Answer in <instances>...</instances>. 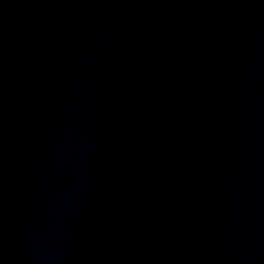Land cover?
<instances>
[{
  "label": "water",
  "instance_id": "obj_1",
  "mask_svg": "<svg viewBox=\"0 0 264 264\" xmlns=\"http://www.w3.org/2000/svg\"><path fill=\"white\" fill-rule=\"evenodd\" d=\"M0 264H264V0H0Z\"/></svg>",
  "mask_w": 264,
  "mask_h": 264
}]
</instances>
